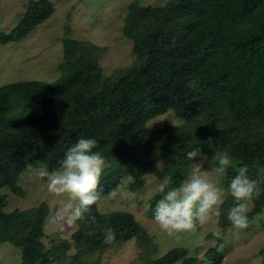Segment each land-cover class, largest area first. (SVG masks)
I'll return each instance as SVG.
<instances>
[{"label": "trees", "instance_id": "1", "mask_svg": "<svg viewBox=\"0 0 264 264\" xmlns=\"http://www.w3.org/2000/svg\"><path fill=\"white\" fill-rule=\"evenodd\" d=\"M53 12L51 0H31L18 24L0 31V43L21 42ZM123 34L132 41L134 61L112 75L105 76L100 63L107 47L73 38L67 25L58 79L0 86V190L23 194L19 180L29 165L58 170L80 138H95V150L106 158L101 198L128 177L129 190H141L148 170L158 162H163L158 178L178 187L199 159L186 158L195 147L211 163L223 153L232 158L222 181L225 189L240 166L248 165L252 178L264 170V0H167L155 6L134 0ZM170 111L183 122L149 124ZM225 194L218 216L224 236L232 228L227 210L233 205ZM161 197H153L152 209ZM98 203L77 221L79 251L71 264H101L109 247L134 238L152 246V236L132 213H102ZM6 204L0 194V244L21 248L20 264H50L67 256V240L50 248L42 240L47 203L12 211H6ZM252 205L249 222L263 211L264 191ZM109 226L116 229V240L104 244L103 231ZM151 251L147 248L144 264L202 261L190 256L187 247L172 248L158 258ZM95 252V261L86 258ZM261 253L264 257V249ZM206 258L222 264L225 253L211 248Z\"/></svg>", "mask_w": 264, "mask_h": 264}, {"label": "rangeland", "instance_id": "2", "mask_svg": "<svg viewBox=\"0 0 264 264\" xmlns=\"http://www.w3.org/2000/svg\"><path fill=\"white\" fill-rule=\"evenodd\" d=\"M31 0H0V31L9 32L14 28L26 11ZM54 3L53 14L21 42L0 43V86L19 82L39 80L53 82L60 77L58 66L63 62V42L65 27L72 29V37L81 41H91L96 45L107 47L100 60L105 76L112 75L115 70L130 66L134 61L132 41L123 34L128 5L134 0H51ZM141 5L155 6L165 4L167 0H138ZM170 119L175 124H181L182 119L173 112H167L149 121L150 125L162 127L165 120ZM107 164V161H106ZM201 164L200 171L215 182L210 170L212 163L206 158H199L193 165V170ZM163 167V162L151 167L141 190L132 192L128 185L130 177L123 179L115 189L118 193L115 199L101 198L99 211H127L144 226L152 236V246L142 244L138 239L125 243H116L102 255L101 264H144L143 256L147 248L152 250L150 256L158 258L175 247H187L189 255L202 261L198 264H210L206 253L211 248H217L225 253L222 264H264L261 251L264 249V208L249 222L247 229L231 228L224 236L218 224V217H213L207 223L199 225L194 232L182 233L174 237L164 234L153 220L150 207L153 197L159 193L161 184L167 185L168 179H159L157 173ZM31 165L22 173L19 184L23 194L13 193L10 189L0 190L6 196V211L14 209L25 210L39 206L45 202L49 206V214L44 223L43 242L47 248L62 240H67V256L52 260L50 264H71L73 257L79 251L74 234L78 231V223L64 227L50 223L55 210L62 205V199L48 193L46 181L38 177V170ZM192 170V171H193ZM226 195V194H225ZM225 196L223 197L224 200ZM253 207L252 202L249 208ZM219 233V236L215 235ZM211 234V236H209ZM152 247L154 249H152ZM21 248L10 242L0 244V264H20ZM98 252L88 254L86 258L95 261Z\"/></svg>", "mask_w": 264, "mask_h": 264}, {"label": "clouds", "instance_id": "3", "mask_svg": "<svg viewBox=\"0 0 264 264\" xmlns=\"http://www.w3.org/2000/svg\"><path fill=\"white\" fill-rule=\"evenodd\" d=\"M95 138H80L70 146L60 161L58 170L39 169L38 177L46 181L48 193L61 198L62 205L55 210L50 223L71 227L83 220L91 207L101 199L98 191L100 180L106 167V158L97 149ZM188 160L206 156L200 147L186 153ZM211 174L215 182L209 180L200 171L202 165L197 164L189 177L178 187L161 184L158 188L162 197L156 202L153 220L159 229L169 237L182 233L194 232L213 217L221 214V205L225 193L230 195L233 205L227 210V220L232 228L242 230L249 227V204L259 199L264 185V170H258L256 178L249 174V166L243 165L235 169L236 174L230 178L227 188L222 181L227 177V170L232 165V158L227 153L215 157ZM115 189L107 193L106 198L115 199ZM93 222L95 218L92 217ZM116 229L109 226L103 231V243L112 244L116 240ZM219 236V233H215Z\"/></svg>", "mask_w": 264, "mask_h": 264}]
</instances>
